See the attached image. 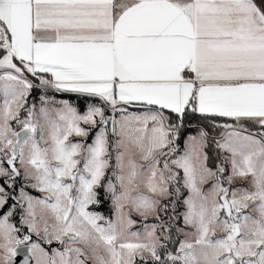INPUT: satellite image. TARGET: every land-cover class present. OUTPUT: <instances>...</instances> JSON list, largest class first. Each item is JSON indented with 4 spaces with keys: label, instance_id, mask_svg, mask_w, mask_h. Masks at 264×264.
I'll list each match as a JSON object with an SVG mask.
<instances>
[{
    "label": "snow or ice",
    "instance_id": "1",
    "mask_svg": "<svg viewBox=\"0 0 264 264\" xmlns=\"http://www.w3.org/2000/svg\"><path fill=\"white\" fill-rule=\"evenodd\" d=\"M0 264H264V0H0Z\"/></svg>",
    "mask_w": 264,
    "mask_h": 264
},
{
    "label": "rangeland",
    "instance_id": "2",
    "mask_svg": "<svg viewBox=\"0 0 264 264\" xmlns=\"http://www.w3.org/2000/svg\"><path fill=\"white\" fill-rule=\"evenodd\" d=\"M117 118H119V116H117ZM78 139H79V138H78ZM92 139H93V137H92ZM92 139H91V141H90L89 143L92 142ZM110 163H111V164H114V163H115V155H114V153H113V155H112V158H111ZM107 175H108L109 177L112 175V173H111V168H109V169L107 170ZM33 192H34V190H33ZM34 194H35V193H34ZM183 210H184V209L182 208V209H181V212H182ZM149 222H151V220H149Z\"/></svg>",
    "mask_w": 264,
    "mask_h": 264
},
{
    "label": "crops",
    "instance_id": "3",
    "mask_svg": "<svg viewBox=\"0 0 264 264\" xmlns=\"http://www.w3.org/2000/svg\"><path fill=\"white\" fill-rule=\"evenodd\" d=\"M65 95H71V96H73V94H65ZM59 98H62V97H58V99ZM64 99H67V98H64ZM130 111H136V112H142L144 109H142V108H140V107H134V108H130L129 109ZM91 139H92V137L90 138V140H89V142L91 141ZM88 142V143H89Z\"/></svg>",
    "mask_w": 264,
    "mask_h": 264
},
{
    "label": "trees",
    "instance_id": "4",
    "mask_svg": "<svg viewBox=\"0 0 264 264\" xmlns=\"http://www.w3.org/2000/svg\"><path fill=\"white\" fill-rule=\"evenodd\" d=\"M58 97H62V98H67V99H69V98H71L72 96H71V95H65V94H62L61 96H58ZM73 102H75V101L73 100ZM90 138H91V137H89V139H88L87 142H89ZM181 209H182V208H180L179 211H181ZM99 210H100V211H106V208H101V209H99Z\"/></svg>",
    "mask_w": 264,
    "mask_h": 264
}]
</instances>
